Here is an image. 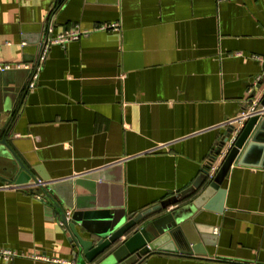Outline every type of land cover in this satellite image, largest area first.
Here are the masks:
<instances>
[{"label":"crops","instance_id":"1","mask_svg":"<svg viewBox=\"0 0 264 264\" xmlns=\"http://www.w3.org/2000/svg\"><path fill=\"white\" fill-rule=\"evenodd\" d=\"M73 30L87 34L50 46L25 97L28 68L0 85L4 121L21 99L14 144L46 176L20 185L0 163V248L19 252L0 264H81L63 214L96 240L198 182L264 70V0H0V64ZM222 188L210 208L153 211L182 206L186 228L142 264H264V160L233 164Z\"/></svg>","mask_w":264,"mask_h":264},{"label":"water","instance_id":"2","mask_svg":"<svg viewBox=\"0 0 264 264\" xmlns=\"http://www.w3.org/2000/svg\"><path fill=\"white\" fill-rule=\"evenodd\" d=\"M21 70L29 72V69H16L15 76H18V72ZM6 71L9 70L0 71L3 74L0 85L7 86L11 81L7 77L8 75H5ZM263 85L261 81L257 84V88L250 95V101L254 99L257 90ZM8 92L18 95L19 88L17 86L12 90L8 89L6 93ZM260 103L264 106V92ZM13 104L7 107L6 100L0 104V163L3 166L2 169L11 175L9 177L14 179V183L23 185L27 184L32 178L45 179L46 176L44 177L40 172H37V168L23 157L14 144L9 120L6 122L3 119V113H9ZM225 149L226 152L219 167L210 177L212 164ZM262 159L264 160V114L256 113L249 116L239 127L235 122H232L223 133L218 148L215 150V155L207 164V168L198 182L193 183L192 186L177 194H173L130 215L117 228L101 236V238L96 240L84 238L76 230L74 222H69L67 216L63 214L62 220L68 226L72 234L71 238L76 241L79 248V253H74L75 257L81 264H142L154 252L176 251L177 247L175 248L173 245V239L177 237L183 226L186 228V225H183L182 214H180L182 206L161 216L152 215L153 211L187 198H192L188 203L190 209H201L204 206L210 208L212 203L208 204V199L211 195H215L216 200L219 198L222 202L224 195L222 183L233 164L258 163ZM40 186H42L46 195L53 199L50 186H47V188L43 184H40ZM216 209H221V205L218 204ZM190 239L193 240L191 237ZM185 251L183 250V252Z\"/></svg>","mask_w":264,"mask_h":264},{"label":"built area","instance_id":"3","mask_svg":"<svg viewBox=\"0 0 264 264\" xmlns=\"http://www.w3.org/2000/svg\"><path fill=\"white\" fill-rule=\"evenodd\" d=\"M117 27H118V23H109V24L106 23V24H101L99 26V28H101V29H107V28H115L116 29ZM86 34H87V32H85L84 30H82V31L73 30V31H67L64 33H60L59 35L54 36V37H50V38L48 37V38H46V40H44L42 43L39 44L38 57L34 63L24 64V65H21V64H17V65L0 64V71L11 70L14 68H21V67L28 68L30 70V78H29V81H28L27 86H26V91L30 92L38 84L40 71L42 70L43 65L47 59L50 46L52 44H55V43H65L70 39H77V38L81 37L82 35H86ZM256 57L259 59H262L264 61V57H262V56H256ZM260 81L263 82V84H264V70L260 75H258L257 79L253 82L252 87L249 89L250 93H252L253 90L255 88H257L256 86ZM263 92H264V85L260 89L257 90V94L254 97V99L250 102L249 106L234 121L238 125V127L241 126L243 121L246 118H248L249 116L256 114V113L264 114V106L260 105V99H261ZM225 152H226V149L224 150V152L219 154L217 159L212 164V168H211V171L209 174L210 177H212L213 174L216 172L222 158L224 157ZM218 159L220 160V162L218 161ZM36 184L40 185V184H42V182L38 181V182H36ZM17 255H19V252H17L16 250H13L11 248H0V259L8 261V260L13 259ZM35 257L47 258L46 256H42L40 254L36 255ZM54 259L58 260L57 258H54ZM73 264H75V262Z\"/></svg>","mask_w":264,"mask_h":264},{"label":"trees","instance_id":"4","mask_svg":"<svg viewBox=\"0 0 264 264\" xmlns=\"http://www.w3.org/2000/svg\"><path fill=\"white\" fill-rule=\"evenodd\" d=\"M26 93H27V91H26V89L21 93V95H20V98L21 97H25V95H26ZM20 101H21V99H19L18 100V102L16 103V107H15V109H14V111H13V113H12V115H11V118H10V121H9V126L10 127H12V122L14 121V118L17 116V113H18V110H19V107H20ZM12 129V128H11ZM191 199L192 198H187V199H185V200H183V201H181V202H178V203H180V204H186V203H189L190 201H191Z\"/></svg>","mask_w":264,"mask_h":264}]
</instances>
